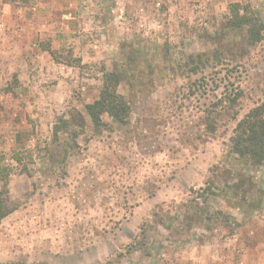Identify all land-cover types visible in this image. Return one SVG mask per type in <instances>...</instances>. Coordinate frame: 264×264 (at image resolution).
<instances>
[{
    "label": "rangeland",
    "instance_id": "1",
    "mask_svg": "<svg viewBox=\"0 0 264 264\" xmlns=\"http://www.w3.org/2000/svg\"><path fill=\"white\" fill-rule=\"evenodd\" d=\"M233 3L264 23V0H0L14 209L0 264H264V169L231 154L237 123L264 104V34L249 46L225 29ZM215 51L221 66L188 73L190 57ZM103 71L121 75L124 126L85 115ZM228 91L239 97L227 109ZM76 113L77 145L56 142L58 119Z\"/></svg>",
    "mask_w": 264,
    "mask_h": 264
},
{
    "label": "trees",
    "instance_id": "2",
    "mask_svg": "<svg viewBox=\"0 0 264 264\" xmlns=\"http://www.w3.org/2000/svg\"><path fill=\"white\" fill-rule=\"evenodd\" d=\"M223 27L229 30L244 29L249 46H255L263 39L264 23L249 6L244 7L238 3L230 4ZM189 62L188 73L196 75L208 65L213 66L212 68H216L217 65L221 66L223 60L222 54L215 51L211 56H192L189 58ZM120 82L121 75L118 73L103 71L102 85L97 99L84 107L89 124L94 128L99 129L103 126L102 116L104 115L118 125L127 124L131 110L124 97L118 93ZM238 97L239 94L228 91L225 92L220 102L226 105L227 109L233 108ZM205 114V130L209 133L214 132L217 128V117L213 115V111H205ZM85 126L86 121L79 113L73 114L69 118H59L53 127V138L58 142L60 136L71 137V142L77 145L75 140L82 134ZM233 134L231 154L239 162L264 169V104L249 110L237 123ZM16 160L20 161L18 158ZM9 172L7 167L0 164V222L14 211L7 188Z\"/></svg>",
    "mask_w": 264,
    "mask_h": 264
}]
</instances>
